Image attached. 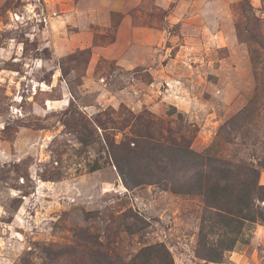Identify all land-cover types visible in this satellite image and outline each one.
<instances>
[{
	"label": "rangeland",
	"instance_id": "374dc122",
	"mask_svg": "<svg viewBox=\"0 0 264 264\" xmlns=\"http://www.w3.org/2000/svg\"><path fill=\"white\" fill-rule=\"evenodd\" d=\"M131 138L209 150L264 185V0H0V264H118L156 244L175 264H264L259 223L204 260V201L170 190L196 170L143 160L150 183L130 189L115 155Z\"/></svg>",
	"mask_w": 264,
	"mask_h": 264
},
{
	"label": "trees",
	"instance_id": "16d2710c",
	"mask_svg": "<svg viewBox=\"0 0 264 264\" xmlns=\"http://www.w3.org/2000/svg\"><path fill=\"white\" fill-rule=\"evenodd\" d=\"M244 112L228 121L219 134L229 125L238 122ZM130 141L125 161L115 155L116 167L130 189L150 183L147 181L146 172L140 170L139 165L143 160L157 164L165 175L177 168L196 170L190 186L184 189L173 186L170 190L174 194H197L204 201L206 214L203 216L199 234L198 251L204 260L221 262L227 252L235 251L246 232L251 230V226L257 223L264 225V206L258 205V202L264 203V185L260 184V170L257 168L234 165L212 157L208 155L209 150L206 153H197L185 144L169 145L156 141L158 143L152 144L149 151L145 148L144 140L131 138ZM259 166L264 169V160L260 161ZM98 169L94 165L92 171ZM120 221L130 234L141 233L148 226L147 222L133 216L131 210L123 213ZM115 262L175 264L170 250L163 244L144 246L130 261L117 257ZM91 264L97 262L92 258Z\"/></svg>",
	"mask_w": 264,
	"mask_h": 264
}]
</instances>
